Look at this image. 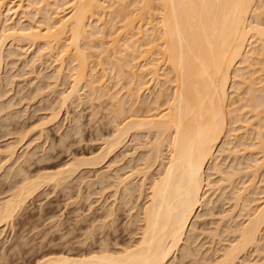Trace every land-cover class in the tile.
Listing matches in <instances>:
<instances>
[{"label": "bare ground", "instance_id": "6f19581e", "mask_svg": "<svg viewBox=\"0 0 264 264\" xmlns=\"http://www.w3.org/2000/svg\"><path fill=\"white\" fill-rule=\"evenodd\" d=\"M23 1L24 0H14L13 2L12 0H0V66L5 55L3 53L4 50H6L5 45L8 40L10 41V45L20 48H25L23 46L26 44L31 46V44L35 45L38 42V46L36 50L34 49L32 57L38 59L39 64H43L46 60L45 57H48L47 59H51V61H58L57 66L54 65L55 69L53 70L56 71V76L58 75V77H61L65 70L66 63H63V61H65L63 56L66 58L68 57L72 63L71 68H69V71H72L69 73L70 84L69 89L59 93V100L56 98L60 102L59 107L73 100L75 102V99H79L82 95L80 94L82 93L80 89L85 87H82V85H87L93 76L96 75L91 72L94 70L93 67L89 68V62L91 61L89 59L90 56L88 55L87 57V53L83 52L81 43L83 41L86 42L92 35H98L99 32L103 31L101 30L103 28L100 26L101 24H105L106 26L108 21H112L110 17L111 20L109 19L104 22L105 19L101 14H106L107 12L110 16L113 14V17L120 16V23L123 22L121 24V29L119 25V27H117L118 31L114 29L116 32V34L114 32L115 35L112 33L114 30L110 29V32L112 31L110 35H114L113 39H110L112 40L111 43L114 44V54L119 53L120 57L123 58L121 54L122 52L125 53L124 51L126 48H130L132 51L136 50V53H142H140V56L142 55V59L140 58L141 63L133 64L131 62L133 66H138L139 64V73L133 71L131 76L127 74L130 76L129 79L131 78V87L127 92L130 96L129 98L133 101L131 105L135 103L134 105L137 107L138 103L139 105L142 104V101L139 102V100H137L138 98L140 99L137 91L139 89H146V91H148L147 89L149 86H146V83L149 80L155 83L161 82L163 85V81L166 82L169 80L167 77L169 76L168 74L172 73V81H174L173 84L169 82L171 84V91L168 90L170 93L168 92L169 94L166 97L163 95L164 89H162L163 87L161 84H159V86L156 84L157 88L155 90L157 92H155V95L152 97V95H150L152 92L150 91L148 95L151 96V98L148 96L149 98L143 99V102L145 101V103L150 105L151 103H156L160 97L161 99L164 97V106L166 104L165 110L163 112L160 111L161 113L157 114L156 118L152 117L156 115L155 113L151 116L146 113L143 117L139 116V118H137L135 116L136 109L133 107L134 105L131 106V108L133 107V109H135V111H132L133 113L131 112L132 114H129L131 118L128 117L129 119L126 118L127 120L123 122L120 120L121 124L117 122L118 124L114 125L111 131L112 133L110 132L111 136L103 140L104 145L101 146V149L95 155L90 157H71V159L63 162L61 167L53 171L42 172L40 174L36 173V175L34 174L32 176H27L26 174L23 180L21 178L20 184H17V187L11 191L9 196L7 195V198L5 197L0 202V225H6L12 220L17 209H20L25 198H28L30 193L39 185H43V183L52 180L56 181L58 184L59 181L70 176L71 173L81 167V165H97L100 162L107 161L106 159L109 153L113 151L114 148L123 145L126 142V138L132 133L135 135L136 132H142L143 134L152 132L153 139L151 138V141H147H150L148 144L143 143L141 146L144 148L143 152L141 151L142 155L140 154V158L138 157L142 162L141 166L137 165V162L134 164L139 166L140 169H138V167L137 169L135 167L133 169L134 171L129 169L132 171H128L129 173L127 172L124 176L120 175L116 178L117 180H115V182L117 181V183L121 185H118V187H123L125 192L123 197L126 199L127 197L125 196L130 198L131 196L129 195L134 191V186L129 184L134 183L135 173L138 171V175L137 173L136 175L139 176L141 172L140 175L143 176V178L140 176L142 180L140 179L137 183L140 184L135 186L138 188V197H136L139 202H137V205L135 204L137 207L132 206L136 208V211L133 212L134 214H131V218L129 219L132 225L135 224V230L133 227L134 231H131V228L128 229V232L131 231L133 233H131V241L125 243L123 240L124 244L118 246L117 249H109V247L106 246V240H104L105 246H103V244L100 246V244L97 249L93 250L92 248L84 253L79 252L73 254L72 251H69V248L67 249L68 251L44 252L36 258L32 264H167L172 256L175 255L174 252L180 248L184 250L182 254L189 257L187 254L190 255L192 253L193 255L194 253L190 251L188 246L187 250H185L186 245H188L186 242L195 240L198 235L197 232H195L197 228L195 225L196 219L203 215L206 217L207 214H209V216L211 215V217L213 216L214 212L212 209L214 205H216L214 204L216 201L213 196L216 192L221 194L228 186L230 187L233 180H235L233 177H235V175L237 176V174L241 175L240 173H243V177H246L244 175L250 173L247 176L249 179L244 180V178H242L241 182L239 181L241 186L236 187L235 185V191L233 189L235 194L233 193L234 195L232 194L233 196H230V198L232 197L233 203L228 201L231 204L230 207L228 206V208L226 207V209H223L224 211L222 210V212H225L224 214L220 212V216L218 217L219 223L217 222L218 225L216 224L214 228H210L211 230L205 229L207 235L210 234L212 236L211 239L215 240L216 237L218 239H216L217 242L221 244L220 242L224 238L222 242L226 241V244L220 245V247L216 246L217 248H212L213 245H210L213 250L211 253L213 252L212 255L215 256L212 258L208 256L210 260L204 259L203 262L207 260V262L209 261L211 264H264V184L260 186L258 183L263 181V179H259V176L261 173L263 174L264 171V123H261V121L264 122V85L262 84V87H260V85L257 87L258 85L256 84L261 82L264 76H261V79L259 81L257 80L255 83V81L253 82L255 79H251L253 78L251 75L254 73L250 72V70L249 72L246 70L245 72L251 75L248 77L250 79L247 82V95L245 99L243 98V101L247 100L249 103L246 101L244 104H240L242 103V97H240L238 99L241 101L238 102V106H236V103H233L234 106L232 103H229L230 101L232 102V100H228L229 96L232 95L229 94L231 92H238L237 88L239 89V85L246 82V80H242L241 77L244 74H239L243 70V67H249L251 66L249 63L256 62L254 58L255 55L257 61L260 60L264 62V21L262 24L257 20L259 15L262 16L263 10L259 8H261L264 1L262 0L263 2L261 3L258 0L261 5H257V0H34V4L37 3L38 5L36 10L32 7L34 10L32 11L33 14L36 15L38 11L42 12L43 15L45 14L44 17L42 15L41 18L47 25L43 32H41L43 28H40L38 21L34 22L37 24H34L30 22V20H27L29 22L28 26H17L19 22L22 20L24 21V19H22L24 16L23 13L25 12ZM28 1H26V7L30 9L29 5L31 1ZM21 7L23 9H21ZM129 7L131 8L129 11H132L131 14L129 11H125L127 8L129 9ZM9 12H11V15L13 14L15 16L14 18H17V20H14L12 15L9 22L7 20L10 16ZM18 12L21 13V15H19ZM254 17L256 20L252 19ZM51 19L52 22L48 21ZM260 21L262 20L260 19ZM128 27V30H122ZM119 30L127 33V36H125L126 34L123 35V32ZM139 33L140 35H136L135 37V34ZM102 34L99 35L102 36ZM138 39L142 41L138 42ZM256 41L259 42V46L261 45V49H258V44V47L254 44L256 49L259 50L258 52L250 46L252 42L256 43ZM102 44L104 43L102 42ZM87 45L91 46L90 44ZM142 45L146 47L141 49L140 47H143ZM247 45L248 47L250 46L249 50H245ZM109 46H112V44ZM138 47L139 50L137 49ZM23 51L25 52L24 49ZM61 52H65V54ZM93 53L96 54V52H92L91 54ZM126 53L128 57L127 49ZM53 54L59 57L56 56L54 58ZM61 54L62 56H60ZM257 54L259 58H262L259 59ZM24 56L22 58H24ZM114 57L116 58V55H114ZM135 57L136 56H133V58ZM35 58H32V62L35 61ZM115 58L113 59L115 60ZM251 58L255 59L254 62H252L253 59L251 62H248ZM99 60L100 59H98V61ZM117 60L119 61V59L116 58V63ZM27 61L22 62L24 65L25 63L26 65L32 64L30 61ZM99 62L102 70H105L106 66H103V64L109 61H105L104 58ZM124 63H129V60L126 59ZM118 64H116L115 68L114 65L110 64L111 66H109L108 69L112 70V72L113 70L116 71L118 70L116 69ZM123 64H120L118 67H121ZM259 64L261 63L259 62L258 65ZM147 65H151L149 66L150 69L147 68ZM31 66H35L34 63ZM33 68L34 67H31V70L34 71ZM240 68H242V70ZM144 69H149V71L146 70L144 72ZM239 69L241 70L240 72H238ZM151 72L154 74L153 76L150 74ZM261 74H263V71ZM87 75L92 78H87ZM145 76L146 78L150 77L146 80ZM159 76H161V79L163 77V80L159 79ZM244 76L243 78H247V76ZM99 80L101 81V79ZM99 80L97 76H94L91 83H94V81L98 83ZM100 86L102 85L100 84ZM229 87L233 90L228 91ZM89 88L95 89V86ZM100 88L103 89L104 87ZM117 91H119V89ZM238 94H240V92ZM117 99L119 100L121 97ZM146 99L150 100L148 101ZM121 101H118V103H120L119 105L122 107ZM229 104H232L233 107L231 106V108H228V106H230ZM120 106H118L119 109L116 107L119 111L117 114L118 117L121 112H124L123 107L121 108ZM243 106L247 108L243 111L244 113L240 110L245 108ZM150 107L151 106H149V108ZM150 109L152 110V108ZM247 112L251 114L248 113L246 116ZM51 114L52 117L50 116V118L54 120L56 113L54 114L51 112ZM240 114L242 116H240ZM236 122H240V124H238V126H235V124L233 125V123ZM241 128L243 129V132L240 131L242 133L239 135L241 139L239 137L236 141L234 138H237L238 134L235 133V130H241ZM133 134L132 136H134ZM249 134L252 135V137H250L251 139L248 138ZM227 135L229 138L234 136L233 139L236 142L231 138L227 140ZM247 138L253 142L249 141V143L247 141V143L243 141L244 139L247 140ZM16 145L15 143H11L7 144L5 147L4 153L7 154L6 157L8 160L17 157ZM237 145H242V147H240L242 149L236 148L238 147ZM138 146H140V144ZM247 148L251 150L250 154L251 156L253 154L254 158L248 157V164L244 166L241 163L243 167L237 168L235 164L237 161L234 158L237 156V153H240V150L244 151ZM134 149L137 150L142 148H135L134 146ZM27 152L26 153L29 154V151ZM133 152L134 151H132V153ZM25 154L22 155L24 156L22 159L24 158V160L27 161L30 157H26ZM232 154L234 158L231 160L233 162L235 160L236 162L234 164L231 162V168L228 164L224 165L227 166V169L229 166V170H226L224 166H222L224 167L222 168L221 164H224L222 160H226L225 158ZM241 155L243 156L242 153ZM19 158L17 157V159ZM5 162H7V160ZM2 163L1 166L3 165ZM210 163H213V165L211 166ZM239 163L237 162V164ZM129 166L131 168V165ZM17 172L18 171H16V173ZM23 172L25 171L23 170ZM101 173L102 171L97 174L98 177L101 175L100 178L105 176ZM214 174H218V176L211 179ZM131 176H133V181ZM136 188L134 192H136ZM211 193H214V195ZM249 194L255 196L249 199V196H247ZM224 200H222V202ZM121 203H123V201ZM204 206L207 207V211L205 213L204 210L202 214L200 211ZM113 208H110L109 212H111ZM236 219V222L234 221L232 224L229 223V220L233 222V220ZM226 220H228L227 222L229 224H226L228 226L223 224L224 229L222 227V229H220L222 225H220V222L222 223V221H225L226 223ZM131 223L129 222L130 227ZM201 226H203V224ZM126 228H128V226ZM203 233L204 232H201L200 234L202 235ZM221 234L224 235L222 240L220 239V236H222ZM105 238H107V236ZM190 238L193 240H189ZM184 243H186V245L183 246ZM191 243L193 244L195 241ZM110 245L111 244H109V246ZM190 246L192 247V245ZM210 247H208V249ZM211 248L209 250H211ZM193 250H195V248H193ZM199 253L194 254V258L199 256ZM192 255H190V258ZM181 256L182 255H180V257ZM201 257L203 259V256ZM191 261V263H193L192 259ZM203 262H200V264Z\"/></svg>", "mask_w": 264, "mask_h": 264}, {"label": "rangeland", "instance_id": "374dc122", "mask_svg": "<svg viewBox=\"0 0 264 264\" xmlns=\"http://www.w3.org/2000/svg\"><path fill=\"white\" fill-rule=\"evenodd\" d=\"M12 1L14 2V0H12ZM26 1H28V0L23 1L25 12L23 13L24 16L22 15L23 18L21 17L22 19H24V21L21 19L22 21L19 22L21 24L18 23L17 26H19V25L20 26L21 25L22 26H28L29 20H30V22H33V23L38 21L40 28H43V30L41 32H43L44 28L47 26L46 23H44L45 21H43V19H41L43 13L38 11L37 14L35 13L37 16L34 15L32 11L36 10V7L38 4L37 3L34 4L35 3L34 0H29L28 2L31 1L30 2L31 4L29 5L30 9H28L29 7H26V4H27ZM259 1L262 3L264 0L263 1L259 0ZM259 1L258 0L256 1V3L258 2L257 5H259V4L261 5V3ZM66 6H67V4H66ZM32 7H34L35 9L33 10ZM131 8H132V6H131ZM131 8L129 7V9L127 8L125 11L128 12L129 10H131ZM21 9H23V8L21 7ZM259 9H262L263 13H262V16L259 15V18L257 20L262 23L264 21V18H263L264 17V15H263L264 14V2L262 3L261 8H259ZM67 11H68V9H67ZM64 12L67 13L66 11H64ZM131 12H130V14H131ZM9 13H10V16H9V18H7L8 21L11 20L10 18L13 15V14L11 15V12H9ZM19 15H21V13H19ZM44 15H43V17H44ZM101 15H103L102 17L105 19L104 22L109 20L110 17L112 18V21H108L106 26H105V24H101L100 26L103 27L101 30H103V31L99 32L98 35L97 34H95L94 36L92 35V37H90L91 40L88 38V40H87L88 42L83 41L81 43L83 52L87 53V55L86 54L85 55L87 57L89 55L90 56L89 59L92 61V62L91 61L89 62V65H90L89 68L93 67V69H94V70L92 69L93 71H91V72L96 74V75H94V74L93 75L95 77L97 76L98 80L101 79V81L99 80L98 83H96L97 81H94V83H91L92 79H94V76L92 78V77H89L87 75L88 76L87 78H90V79L92 78V79L87 84L88 86L82 85V87L83 86H85V87L80 89V91L82 92V93H80V94H82L81 97L79 99H75V102L73 100V101L68 102L67 104H65L61 107H59L60 102L58 101L59 100L58 97H59V93L61 91H65V90L69 89V84H70L69 73L72 72V71H69L70 70L69 68H71V66H72L70 59L68 57L66 58L65 56H63L65 61H63V60L62 61L64 64L66 63L65 64V70L63 72L64 74L61 77H58V75L56 76V71H53L55 69V66H57V64H58L57 63L58 61H56V62L51 61V59H47L48 57H45L46 60L43 62V64H39L38 63L39 60L36 59L35 57H32L34 49L36 50V48L38 46V44H37L38 42L35 45L31 44V46H29V44L28 45L26 44L25 46H23L25 48H20L18 46H12V45H10L9 40H8L7 44L5 45L6 50H4L3 54H5L7 57L8 56L9 57L7 59V57L4 55L3 60H2V64L0 66L1 67L0 68V70H1L0 71V166H1L2 161L4 160L2 163L3 165L0 167V202L7 195L9 196L11 191L14 190L15 187H17V184H20L21 178L23 180V178H24V176H26V174H27V176H32L34 174L36 175V173L40 174L42 172L43 173L47 172V171L50 172V171H53V170L61 167L63 162L71 159V157H77V156L78 157H80V156L81 157H90V156L95 155L101 149V146L104 145L103 140L107 139L111 136V133H112L111 131L113 130L114 125L118 124L117 122H119V124H121L120 123L121 121L123 122V121L131 118V116L129 117V114H132L133 110L135 111V109H136L135 116L137 118H139V116L143 117L144 115H146V113L150 116L152 114L154 115V113H155L156 115H154L152 117L156 118L157 114L161 113L160 111L163 112L165 110L164 108L166 107V104L164 106V101H163L164 97L162 99L160 97L156 103H151L150 105L148 103H145V101L143 102V99L145 100V98H149V97L151 98V96L148 95L150 93V91L152 92V93H150V95H152V97H153V95H155V92H157L155 90L157 88L156 84H157V86H159V84H161V86L163 87L162 89H164L163 95L166 97L170 93L169 91H171L170 85L174 83V81H172L173 74L170 73L171 76H170V74H168L169 76H167V77L169 78V80L167 79L168 81H166V82L163 81V85L161 82L155 83V82L149 80L150 82L148 81L146 83V86L147 85L149 86L147 89L148 91H146V89L145 90L139 89L137 91V94L139 93L138 95L140 97V99L137 97L138 98L137 100H139V102L142 101L141 103L143 105L142 104L139 105V103H138V105L136 103L137 107H135V105H134L135 103H133L131 105V103L133 101H131L132 99H130L129 98L130 96L127 94L129 88L131 87V84H130L131 78L129 79V77L131 76V73L133 71H135L136 73H139V71H140V69H138V68H140L139 64H138V66H133V64L134 63H141L142 55L140 56L141 52L136 53V50L132 51V50H130V48H126L128 50V57L129 58L127 57L126 49L124 51L125 53L122 52L123 55L121 54V56H123V58L120 57L118 52H117L118 54H114V52H113L114 51L113 50L114 44L111 43L112 40H110V39H113V36L116 34L115 30H117V27L120 26L119 28L120 29L122 28L121 24L123 22L120 23L121 22L120 16H116V17L114 16L115 17L114 18L113 14H111L112 16H110L108 14V12L106 14H101ZM12 17L14 20H17V18H14L15 17L14 15ZM252 19L256 20L255 17ZM260 19L262 21H260ZM34 20H36V21H34ZM48 21L52 22V19L48 20ZM34 24H37V23H34ZM110 29L111 30L115 29L113 32L111 31L113 34L115 32L114 35H110L111 34ZM128 29H129V27L127 29H122V30H128ZM122 30H119V31H122ZM122 32H123V35L126 34L125 36H127V33H124V31H122ZM99 34H102V36H100ZM107 34H109V35H107ZM120 34H122V33H120ZM106 35L109 37H107ZM136 35H140V33L135 34V37H136ZM123 38H124V36H123ZM141 39L140 40L138 39L139 40L138 42L142 41ZM109 40H110V42H109ZM251 40H253V39H251ZM102 42L104 44H102ZM87 44H90L91 46H89ZM111 44H112V46H109ZM251 44H252V45H250V46H252L251 48H254L255 51L257 50L256 52H258L259 51L258 49L261 46V45L259 46V42L256 41V43L252 42ZM254 44L256 47L259 46L258 49H256ZM257 44H258V46H257ZM139 47L137 48L138 50H139ZM145 47L143 46L140 48L143 49ZM249 47L247 45L245 47V50H249ZM11 48H13V49H11ZM14 49H15V51H14ZM23 49L25 50V52L26 51L27 52L25 53L23 51ZM100 50H101V52H100ZM92 52H96V54L93 53L94 54L93 55V54H91ZM14 53H15V55H14ZM61 53L65 54V52H61ZM22 54H24L25 56ZM55 54H57V53H55ZM55 54H53L54 58L56 56H58ZM254 54H256V53H254ZM114 55H116V58L119 59V61L117 60V63L115 62L116 58L114 57ZM23 56H24V58H22ZM60 56H62V54ZM133 56H136V57L133 58ZM252 56H253V54H252ZM258 56L259 55L257 54V57ZM108 57H109V59H108ZM32 58L33 59L35 58L34 62H32L33 61ZM93 58H94V62H93ZM97 58L100 59L99 61H101L104 58H105V61H109L108 63L103 64V66H106L105 70L104 69L102 70V68L100 66V62L98 61ZM113 58H115V60ZM254 58L256 59L257 63L254 62L255 59L251 58V60H248V62H251L253 59L252 62H254L255 64L249 63L251 66L246 67V68H244L242 66L244 64L241 65L243 67L244 71L242 70V68H240L242 71L239 69L238 72L241 71L239 74L243 73L245 76H247V78H243L244 75L241 76L242 80L243 79L246 80V82H245L246 85H245V83H243V84L239 85V89L236 87L238 92L237 91L235 93L229 92L230 93L229 95L232 94L231 96H229V99H228L229 101L232 100V102L228 101L229 103H232V104L236 103V106H238V102L241 101L238 99L240 97H242V101H241L242 103H240V104H244L247 101V100L246 101H243V100L245 99V97L247 95V82L250 79L248 77L251 75L250 73H249L250 75L247 74L249 72V70H250V72L254 73V74L252 73L253 75H251V77H253V78H251V79H255V80H253V82L255 81V83L257 82V80L259 81L261 79V76L262 77L264 76V62H261L259 60L262 57H260V58L258 57L259 61H257L256 55ZM126 59L129 60V63H124V62H126ZM22 61L23 62L24 61H27V62L30 61V63H32V64L28 63L29 65H26V63H25V65H24ZM263 61H264V59H263ZM97 62H99V63H97ZM259 62L261 64L258 65ZM33 63L35 66H31V65H33ZM115 63L116 64L119 63L117 65V68H116L118 70H116V71L113 70V72H112V70H109L108 68H109V66H111L110 64L114 65V68H115V66H116ZM120 64H123L121 66L122 68L118 67ZM124 65H126V66H124ZM149 66H151V65H149ZM149 66L147 68L150 69ZM256 66H257V68H256ZM31 67H34L33 68L34 71L31 70ZM145 68H146V66H145ZM149 69H146V70L149 71ZM146 70L144 69V72ZM160 70L163 71L162 69H160ZM246 70L248 72H245ZM261 70L263 71V74H261L262 73ZM161 71H158V72H161ZM104 73H105V75H104ZM98 74H100V75H98ZM127 74L130 76H128ZM150 74L152 76L154 75V74H152V72ZM148 75H146V76H148ZM100 76H101V78H100ZM146 76H145V79L147 80V78H149L150 76L147 78H146ZM256 76H257V79H256ZM263 78L261 79L262 80L261 82L256 83L258 85L257 87H259V85H260V87H262V84L264 85V79ZM5 79H6V81H5ZM159 79H161V76H159ZM161 80H163V77ZM149 83H150V85H149ZM100 84L102 86H100ZM92 86H95V89L89 88ZM100 87H104V88L102 89ZM230 87H231V85H230ZM230 87L228 88V91L233 90ZM245 88H246V90H245ZM118 89H119V91H117ZM142 89H144V88H142ZM165 89H166V92H165ZM55 90H57L58 92ZM89 90L91 93L89 92ZM2 91H3V93H2ZM239 92H240V94H238ZM114 93H116V94H114ZM113 95H114V97H113ZM138 95H136V96H138ZM120 97H121V99L118 100L117 98H120ZM56 98H58V100ZM116 100H118L119 102L122 100L121 105H123L122 107L124 109L123 110L124 112H121L119 117L117 115L119 111L117 110L116 107L120 106L119 105L120 103H118V101H116ZM146 100H148V99H146ZM157 103H158V106H157ZM247 103H249V102L247 101ZM232 104H229L230 106H228V108H231V106L233 107L234 104L233 105ZM147 105L151 106L150 108H152V110ZM154 105L157 107V109ZM131 106L135 107V109H133V107L131 108ZM152 106H154V107H152ZM245 106H243V107H245ZM129 107H130V109H129ZM57 108H58V111H57ZM118 109H119V107H118ZM242 109H240V110L242 111V113H244L243 111H245L247 108L245 107L243 110ZM129 110H131V111H129ZM51 112L54 114L56 113L58 115L57 116L55 114V116L57 117L56 118L53 114V116L56 120L55 119L53 120V118L52 119L50 118V116L52 117ZM156 112H158V113H156ZM248 113H250V112H247V114L245 113L246 116L248 115ZM124 114H125V116L127 114L128 115L125 117ZM112 115H115V116H112ZM240 116H242V115L240 114ZM115 117H117L118 119ZM147 117H149V116H147ZM132 118H134V117H132ZM228 118H229V116H228ZM112 121H114V122H112ZM261 123H264V122L261 121ZM234 124H235V126H238V124H240V122L233 123V125ZM45 129H46V131H45ZM239 129L235 130V133L238 134V137L234 138V136H231L230 137L231 139L234 138L236 141L238 140V138L240 137L239 136L240 133L243 132L242 128H241V130H239ZM240 131H242V132H240ZM149 133L148 134L146 133L147 136H146V134H143L142 132H140V133L136 132V134H137V135L135 134L136 136L132 133L134 136H132V134L129 135L130 137L128 136L126 138V142L123 145H121L118 148H114V150L109 153V155L106 159L107 161L100 162L99 164L96 163L97 165H95V164L94 165L93 164H90V165L87 164V165H83V166L81 165V167L77 168L73 173H71L70 176L59 181V183H58L59 185L57 184L56 181L52 180V181L45 182V183H43V185L41 184L38 187H36L30 193L28 198L27 197L25 198V201L23 202L22 206L20 207V209L19 208L17 209L16 213L14 214V216H13L12 220L9 222V224L0 225V264H32L36 260V258H38L44 252L68 251L67 249L69 248V251H72L73 254L79 253V252L84 253L87 250H90L92 248H93V250L97 249L98 245H100V244H101L100 246H102V244H103V246H105V243H106V246L109 247V249H113V248L117 249V247L124 244V242L125 243H127V241L130 242L132 239V235H131L132 232L131 231L133 230V227L135 230V224H133L134 225L133 226L129 219L131 218V214L134 211H136L135 210L136 208H134V207H137L136 206L137 202H139V200H137L138 188H136L135 186L140 184V183L139 184H137V183L140 181L141 178H143V176L140 175L141 172H140L139 176H137L138 171L136 172L137 175H136V173H135V176L133 174V176L135 177L134 181H133V176H131L132 181L134 183L129 184V185L134 186V191H135V188L137 189L136 192L133 191V193L131 195H129V196H131L130 197L131 200L128 196H125V197H127L126 199L123 197V194L125 193L123 190V187L121 188L120 187L121 185L118 184L117 181L115 182V180H117L116 178L119 177L120 175L124 176L127 174L128 171L131 172L135 167H136V169H137V167H138V169H140L139 166H137V165L141 166V163H142L141 160L139 159L140 158L139 156L142 155L144 148L141 146L143 143L148 144L153 139V136H152L153 133L151 132L150 133L151 135ZM228 135L226 136V138L228 137L227 140H230ZM250 137H252L251 134H249L248 138H250ZM138 138H139V141H138ZM248 138H247V140L244 139L243 141L253 142L250 140L251 138L249 140H248ZM234 139H233V141L236 142ZM240 139H241V137H240ZM148 140H150V141L147 142ZM11 143L17 144L16 145L17 146V148H16L17 149L16 150L17 155L16 156L18 158L19 157H21V158L17 159V157H13L14 159L13 158L9 159V160L7 159V157H6L7 154L4 153L5 147L7 146V144H11ZM139 144H140V146H138ZM134 146H135V148L140 147L142 149L135 150ZM237 146L238 147H236V148L242 149V148H240V147H242V145H237ZM246 150H244V151L240 150V153L236 154L237 158L236 157L234 158V155L232 154L233 156L230 155L227 158H225L226 160H222V163H224V164H221V167L228 164V165H230V168H231L232 167L231 162H233L231 160L232 158H234L238 163L240 162L239 164H237V162L234 160V162L232 163V164H234L236 162L235 164H236L237 168L243 167L242 165L245 166V164L247 165L248 164L247 161L249 159L248 157L254 158V155L252 154V156H251V154H250L251 150H249L248 148ZM27 151H29V154H27L28 153ZM132 151H134L133 153L136 156L132 153ZM241 153L243 154V156L241 155ZM18 154H20V155H18ZM24 154L26 157H28V158L30 157L29 159L27 158L28 159L27 161L24 160V158L22 159V157H24L22 155H24ZM248 154H250V155H248ZM257 156H259V155H257ZM133 157H134V159H133ZM244 158H246V159H244ZM6 160H7V162H5ZM13 160H15V161H13ZM223 161H225V162H223ZM245 161H246V163H245ZM136 162H137V165H134V164H136ZM241 163H242V165H241ZM129 165H131V168ZM212 165H213V163L211 164V166ZM239 165H241V166H239ZM17 167H19V168H17ZM224 167L226 168V170H229V166H228V169H227V166H224ZM224 167H222V168H224ZM129 169H132V170H129ZM14 170L18 171L17 173H19V174H17L16 171H14ZM23 170L25 172H23ZM21 171H22V173H21ZM101 171H102L101 174L105 175L102 178H100L101 175H100V177L97 176V174H99ZM240 174L241 175L237 174V176L235 175V177H233V179L235 178V180H233L230 187L228 186L226 189L223 188L225 190L221 194L218 192H216L215 195H214V193H211L212 195H214L213 197L215 198V201H216V202L214 201L215 202L214 204H216V205L213 204L214 205V207L212 209V211L214 212L213 216L211 217V215L209 216V214H207L206 217H205V215H203L204 217L201 216V217L197 218L196 219L197 224L195 223V225L197 227V228L196 227L195 228L197 229V231L195 229V232H197V234L199 235V236L197 235L198 238L196 237L195 240L190 238L189 240H193V241L186 242L188 245H186V243L183 244V246L186 245L185 250H187V246H188L190 251H193L194 254H197L200 252L199 253L200 257L199 256L195 257L197 259L198 263L196 262V259L194 258V254L193 255H192V253L190 254V255H192L191 258H190V255H188V254H187V256H189V257H186L185 255L182 254L183 253L182 251H184V250L183 249L181 250V248H180L174 252L175 255L172 256L171 260L167 264H194L195 262H196L195 264H200V262H203L204 259L208 260L210 256H211L210 258L215 256V255H212L213 252L211 253V251H213L212 248H214L216 246L220 247V245L222 246L223 244H226V241L222 242L224 240V238H223L224 235H222L223 233L221 234L222 236H220L221 238L219 237L221 240L223 238L222 241L219 239L221 241V242L219 241L221 243V244H219L217 242L218 239L216 237H215V240L217 239L216 241L214 239H211L212 236L210 234H209L210 236L207 235V233L205 232L206 231L205 229H210V228L212 229L217 224V222L219 223L218 217L220 216V212H222L223 209H226V207L227 208H228V206L230 207V205H231L230 203H233V201L231 199L232 197L230 198V196H233L235 194L234 191H235L236 187L241 186V183H239V181L241 182L242 178H244V180L249 179V178H247V176L250 173L247 175H244L246 177H243V173H240ZM140 176H141V178H140ZM217 176H218V174H214L213 177H211V179L216 178ZM103 179H104V181H103ZM259 179H261V180L263 179V181H264V171H263V174L261 173V175L259 176ZM263 181L258 182L260 184V186L261 185L263 186V184H264ZM54 182H56V183H54ZM104 184H106V185H104ZM238 184H240V185H238ZM118 185H120V186L118 187ZM235 185H236V187H235ZM132 186H130V187H132ZM233 189H234V191H233ZM210 192H212V191H210ZM217 193L220 195H218ZM133 196H134V198H133ZM227 196H229V197H227ZM247 196H249V199H250V197H254L255 195L253 196V195L249 194ZM122 197L124 200L122 199ZM120 199H121V202L123 201V203L120 202ZM222 200H224V201L222 202ZM228 201H230V203ZM227 204H229V205H227ZM114 206H116V207H114ZM132 206H134V207H132ZM110 208H113V210H111L112 214H111V212H109ZM130 208H132V209H130ZM206 209H207V207L204 206L200 212L203 214V212L205 210V213H206V211H207ZM130 210H132V211H130ZM128 212H129V214H128ZM218 212H219V215H218ZM226 212H227V210H226ZM224 213L225 212H222V214H224ZM129 215H130V217H129ZM227 221L228 220H226V223H225V221H222V223L220 222V225L222 224L220 226V229L223 228V224L226 225L228 223ZM230 221L231 220H229V223L232 224V223H234V221L236 222L237 219L233 220V222H230ZM129 222L131 223V227L129 225ZM200 224L201 225L203 224V226H201ZM127 226H128V228H126ZM226 226H228V225H226ZM129 228H131L130 229L131 231L129 230L130 232H128ZM200 228H202V229H200ZM200 231L204 232V233L201 235ZM105 233H106V235H105ZM194 235H196V234H194ZM104 236L105 237L107 236V238H105ZM203 237H204V239H203ZM99 239L101 240V242ZM104 240H106L105 243H104ZM123 240H124V242H123ZM212 240H213V242H212ZM194 241H195V243L192 244L191 242H194ZM209 241L212 243H210ZM120 242H121V244H120ZM108 243L111 245L109 246ZM190 245H192V247ZM206 245L208 247H210V245H213V246H212V248L210 247L211 250H209L210 248L208 249V247ZM88 247H89V249H88ZM193 248H195V250H193ZM208 252H209V255H208ZM180 255H182V256L180 257ZM201 256H203V259ZM205 256L206 257L209 256V257L206 258ZM191 259L193 260V263H191L192 262ZM207 260H205V262H203L201 264H207V263L211 264L209 261L207 262Z\"/></svg>", "mask_w": 264, "mask_h": 264}]
</instances>
